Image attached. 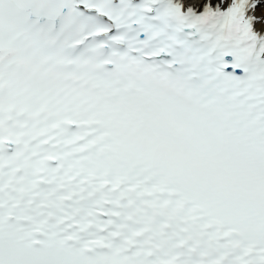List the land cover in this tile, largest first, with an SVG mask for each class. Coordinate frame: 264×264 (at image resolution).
Returning <instances> with one entry per match:
<instances>
[{
    "label": "snow or ice",
    "instance_id": "6c2138e0",
    "mask_svg": "<svg viewBox=\"0 0 264 264\" xmlns=\"http://www.w3.org/2000/svg\"><path fill=\"white\" fill-rule=\"evenodd\" d=\"M0 264H264V0H0Z\"/></svg>",
    "mask_w": 264,
    "mask_h": 264
}]
</instances>
